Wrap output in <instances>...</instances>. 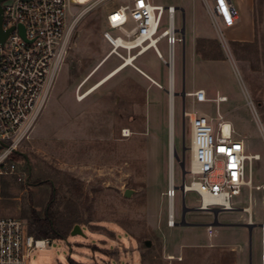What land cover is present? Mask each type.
I'll use <instances>...</instances> for the list:
<instances>
[{"label": "rangeland", "instance_id": "obj_1", "mask_svg": "<svg viewBox=\"0 0 264 264\" xmlns=\"http://www.w3.org/2000/svg\"><path fill=\"white\" fill-rule=\"evenodd\" d=\"M207 1L150 0L154 5L183 6L186 22L196 15L211 24ZM123 2L87 0L71 6L66 58L31 130L17 148L27 159L11 156L17 170L0 174V217L23 220L28 231L30 225L36 229V216H48L62 233L49 238L46 248L33 250L28 264H235L233 235L234 240L243 239L239 251L244 264H249L248 229L238 230L240 224L228 223L247 218L241 208L248 204L250 194L254 222L250 264H263L259 226L264 221V0L255 4L257 44L239 46L240 59L231 60L233 82L227 86L235 99L218 110L212 94L207 102L195 103L187 87L183 93L180 90V43L174 51V92L178 94L171 102L167 66L153 49L137 54V49L128 53L118 48L119 55L114 52L107 58L112 49L103 33L117 36L122 30L110 29L106 17ZM181 21L182 12L177 10L176 25ZM223 38H228L225 30ZM158 45L166 59L164 41ZM220 45L227 49L225 43ZM121 57L133 61L102 82L118 69ZM95 86L99 87L80 100ZM183 107L211 117L213 124L218 112L226 123L232 118L234 137L243 139L249 152L261 155L252 164L250 192L243 188L232 198L235 210L218 212L217 221L223 224L214 225L211 236L204 224L213 222L214 216L196 209L193 192L183 198L177 189L174 211L180 221L183 205L189 208L184 220L192 218L195 228L167 226L165 193L171 169L175 184L182 181L175 158L174 168L169 167L171 142L178 156L183 155L185 168L190 155L189 123L183 119ZM123 128L129 129V137L121 136ZM75 225L79 228L73 234Z\"/></svg>", "mask_w": 264, "mask_h": 264}, {"label": "built area", "instance_id": "obj_2", "mask_svg": "<svg viewBox=\"0 0 264 264\" xmlns=\"http://www.w3.org/2000/svg\"><path fill=\"white\" fill-rule=\"evenodd\" d=\"M74 4L81 3L79 0H4L1 3L2 26L10 31L0 42V174L17 170L11 156L31 130L66 58L70 33L67 15ZM207 10L217 37L223 41V30L235 24L236 8L230 0H212L207 3ZM176 12L174 5L124 0L106 17L108 27L121 29V35L113 36L109 31L103 33L110 46L118 43L119 48L128 53L137 49V54H141L144 48L153 49L167 66V90L172 96L175 93V45L182 42L175 23ZM161 41L165 43L166 59L158 45ZM187 95L195 103L208 100L203 89ZM225 100V96L215 97L217 110L219 102ZM182 116L189 123L190 155L186 175L190 179L187 180L185 175V179L176 185L174 179L168 177L165 193L168 227L176 225V186H181L183 198L189 192L195 193L199 211L235 210L232 198L243 188L250 192L252 164L261 158L260 153L248 151L243 139L234 137L230 123L224 133L226 120L221 113L218 112L215 124L205 114L187 111L184 107ZM130 134L127 128L121 130L122 137ZM241 210L247 214L246 223L253 225L250 194L248 204ZM259 228L262 238L264 223H260ZM205 229L211 236L212 225L206 224ZM48 243V238H36L28 233L23 220L0 217V264H28L30 253L46 248Z\"/></svg>", "mask_w": 264, "mask_h": 264}, {"label": "crops", "instance_id": "obj_3", "mask_svg": "<svg viewBox=\"0 0 264 264\" xmlns=\"http://www.w3.org/2000/svg\"><path fill=\"white\" fill-rule=\"evenodd\" d=\"M230 1L237 10V17L235 19V24L232 27L224 29L228 38H223V41L217 37L215 31H213L214 29L211 24L200 21V19H198L196 15H194V17L189 16V19L186 22L184 19V7H178L174 5L177 10H180L182 12V21L180 22L178 27L180 29L182 26H184V34L181 36L182 42H180L179 45V59L182 66V80L180 90L183 92L186 87L187 91L189 92H192L196 89H203L207 96L210 94H212L214 97L225 96L226 100L223 102H219L218 104L219 109L220 106L226 107L227 104H231V102L235 99L227 84L231 81L233 82L232 69L234 67V61L236 62V59H240L237 56L240 51L239 46L250 47L257 44L255 34L256 0ZM207 3H212V0H208ZM224 43L227 45L226 50L220 45ZM231 60L233 61V63ZM143 76L147 78L145 75ZM147 79L150 80L149 78ZM209 118L211 119V117ZM230 123L233 124L232 118L230 120ZM234 134L236 135L237 133L234 131ZM241 219V221H235L228 224H240L241 227H236L238 228V230L248 229L244 226L247 221L246 216L242 217ZM176 222H178L177 218ZM187 223H189V225H186L187 228H195L194 226L196 225V222H194L192 218H190V221ZM261 223H264V221ZM221 224L223 223H220L218 225ZM205 225L206 224H204V226ZM228 228H230V230L237 231L235 227ZM232 237V243L234 245L233 252H235L236 256L235 264H244L242 253L241 251H239L242 248L241 244L243 242V239L240 237V240L237 241L234 240V237H236V235H233ZM248 241V254L250 264V254H253L251 234Z\"/></svg>", "mask_w": 264, "mask_h": 264}, {"label": "water", "instance_id": "obj_4", "mask_svg": "<svg viewBox=\"0 0 264 264\" xmlns=\"http://www.w3.org/2000/svg\"><path fill=\"white\" fill-rule=\"evenodd\" d=\"M4 0H0V42H3L4 40H5V38L7 37V35H8V33H9V29H4L3 28V26H2V19H3V8H2V5H1V3L3 2ZM179 33L181 34V36L184 34V26H182L180 29H179ZM183 93V92H182ZM174 94H178L177 92L176 93H174ZM183 149H182V153H183V151L185 150V145H183V147H182ZM15 153H17V154H19V155H21L22 157H24L25 159H27V156L23 153V152H20V151H18V150H16L15 151ZM172 157L173 158H175L176 159V161H177V163L179 164V167H180V170H181V174H182V181L185 179V175H186V168H185V162H184V157H183V155H182V157L180 158L179 156H178V154H177V152H176V150L174 149L173 151H172ZM27 162H28V160H27ZM30 166H29V164H28V169H29V171H30V168H29ZM176 189H181V186H176ZM124 195L126 196V197H128L129 195H130V191L129 190H126L125 192H124ZM189 210V208H187V207H185L184 205H183V210H182V216H181V219H180V221H178V222H176V225H180V226H186V225H189V223H187L185 220H184V215H185V213H186V211H188ZM218 212H219V210H213V211H211V213H213V215H214V221L213 222H211V223H208V224H210V225H212V226H214V225H218V224H220V223H218V221H217V214H218ZM244 226L246 227V228H248V232H249V239H250V234H251V229H252V226L251 225H249V224H244ZM76 228H79V226L78 225H75L74 226V230H73V234H75V233H77L76 232Z\"/></svg>", "mask_w": 264, "mask_h": 264}, {"label": "bare ground", "instance_id": "obj_5", "mask_svg": "<svg viewBox=\"0 0 264 264\" xmlns=\"http://www.w3.org/2000/svg\"><path fill=\"white\" fill-rule=\"evenodd\" d=\"M85 1H87V0H79V3H84ZM112 48H113V50H111V52L108 54V56H107V58L109 57V56H111V54L112 53H114V54H116V52H117V50L116 49H118L119 47H120V45L118 44V43H115V46L113 47V46H111ZM147 50H149V49H146V48H144L143 49V52L142 53H144V51H147ZM117 55V54H116ZM106 59V58H105ZM130 59H131V57H130ZM130 59H127V58H124L123 59V62L120 64V66L118 67V69L117 70H115V72H113L112 74H110V75H108L102 82H105L107 79H109L111 76H113L115 73H117L118 71H120L121 69H123V68H125L128 64H129V61H130ZM132 61H133V59H131ZM104 62V61H103ZM103 62H101V63H99L94 69H93V71L88 75V77L86 78V81L89 79V77H91V75H93L98 69H99V67L102 65V63ZM154 83H155V81H153ZM84 84V83H83ZM97 87H99V86H95V87H93V89H91L90 91H88L86 94H84L83 95V97H81L80 98V100L81 99H83V98H85L86 96H88L92 91H94ZM79 95V94H78ZM172 97V95H169V100H170V102H171V98ZM174 99V98H173ZM196 112V111H195ZM231 125V124H230ZM228 126H229V123H224V127H223V130H224V133H227V129H228ZM170 127H171V130H173V122L171 121V124H170ZM169 138H170V134H169ZM174 150V147H173V144H172V142H171V145H170V150H169V158H170V162H169V167L170 168H174V162L172 161L173 160V157H172V151ZM171 171H172V169H171ZM170 171V175H169V177H172L173 179H174V177L172 176V172ZM250 198H251V196H250ZM252 204V203H251ZM262 243H263V248H264V237H262ZM264 264V263H263Z\"/></svg>", "mask_w": 264, "mask_h": 264}, {"label": "trees", "instance_id": "obj_6", "mask_svg": "<svg viewBox=\"0 0 264 264\" xmlns=\"http://www.w3.org/2000/svg\"><path fill=\"white\" fill-rule=\"evenodd\" d=\"M13 155L20 156L17 153H13ZM36 229H32L30 225V229L28 233L34 235L36 238H58L62 236V233L53 225L52 219L48 216L44 218L35 217L33 220Z\"/></svg>", "mask_w": 264, "mask_h": 264}]
</instances>
